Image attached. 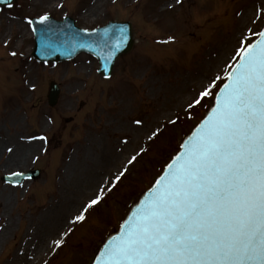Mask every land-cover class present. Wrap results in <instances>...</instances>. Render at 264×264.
<instances>
[{"label":"rangeland","instance_id":"1","mask_svg":"<svg viewBox=\"0 0 264 264\" xmlns=\"http://www.w3.org/2000/svg\"><path fill=\"white\" fill-rule=\"evenodd\" d=\"M45 14L70 16L84 29L130 22L133 48L116 61L108 80L84 54L66 63H37L30 57L27 19ZM263 19L264 0H14L1 7L0 223L13 224L0 243V264L16 252L21 264H89L211 97L192 109L187 104L224 74L241 32L260 31ZM50 82L60 88L52 108ZM40 136L44 139H29ZM13 155L19 157L10 163ZM35 169L39 176L19 186L1 181L3 175ZM97 194L100 202L74 223ZM46 213L49 221L39 228ZM25 232L31 234L27 240ZM56 239L63 243L53 250Z\"/></svg>","mask_w":264,"mask_h":264},{"label":"snow or ice","instance_id":"2","mask_svg":"<svg viewBox=\"0 0 264 264\" xmlns=\"http://www.w3.org/2000/svg\"><path fill=\"white\" fill-rule=\"evenodd\" d=\"M48 20L45 14L36 22ZM223 71L187 104L192 109L214 96L208 114L180 144L119 233L103 242L94 264H264V29L241 32ZM123 175L121 171L112 184ZM101 199L100 194L90 199L73 222L85 220V212ZM62 243L52 241L53 250Z\"/></svg>","mask_w":264,"mask_h":264},{"label":"water","instance_id":"3","mask_svg":"<svg viewBox=\"0 0 264 264\" xmlns=\"http://www.w3.org/2000/svg\"><path fill=\"white\" fill-rule=\"evenodd\" d=\"M11 1L12 0H0V5H7ZM36 21L38 20H33L34 23L32 24V30L35 29V31H33L34 48L31 57L35 58L38 62L59 63L70 60L77 54L84 52L85 54L93 55L98 60V74L103 77H109L115 60L120 55L127 54L133 46L132 34L130 31L131 25L127 22H109L104 27L95 29L94 32L92 30L85 32L76 27L74 21L70 18H64L61 22L49 18L45 25H41ZM262 24H264V19ZM262 29H264V26ZM45 42L48 45L47 48L45 47ZM49 87V95L47 96L48 104L49 106H54L58 99L59 89L55 83H51ZM212 100L213 96L209 99L204 112L209 107ZM183 137L184 136L181 135L180 141ZM33 175L36 176L37 173H33ZM147 193L148 191L140 200L144 199ZM138 196L139 195L135 196V200L138 199ZM134 210L135 207L131 209L130 213ZM126 212L127 210H125V213ZM118 229L120 230V228ZM118 233L119 231L116 235ZM113 236H115V234ZM100 245L97 246V249ZM96 256L91 264H94Z\"/></svg>","mask_w":264,"mask_h":264},{"label":"bare ground","instance_id":"4","mask_svg":"<svg viewBox=\"0 0 264 264\" xmlns=\"http://www.w3.org/2000/svg\"><path fill=\"white\" fill-rule=\"evenodd\" d=\"M240 21V20H239ZM244 22V21H243ZM17 157H19V155H13L12 157H10V159L8 160L10 163H15L14 162V160L17 162ZM40 227L39 228H41V227H44V225H45V222L47 223V221H49V215L46 213V215L45 216H43V217H40ZM58 219H55V221H57ZM59 223V222H58ZM12 224H13V222L11 221V220H9V219H6V221H2L1 223H0V225H1V227H2V230L0 231V243L2 244V241L4 240V239H6L7 237H8V234L10 233V232H12ZM35 227H36V225H35ZM38 228V229H39ZM36 233V232H35ZM36 236H39V238H38V244H41L42 243V241H41V237H42V234H41V232H39L38 231V233H36ZM31 237V234L30 233H28V232H25V235H24V240H27L28 238H30ZM33 241H34V239L32 240V239H30V241L29 242H32L33 243ZM29 242H26V243H24L25 245L23 246V250L26 252V246H28V244H29ZM46 250V249H45ZM17 253L18 252H16V254H13L12 255V257L10 258V260L8 261V262H6L5 264H21V262H22V260H20V259H18L17 258Z\"/></svg>","mask_w":264,"mask_h":264}]
</instances>
